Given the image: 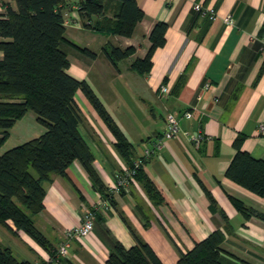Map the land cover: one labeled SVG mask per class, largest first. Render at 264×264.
Instances as JSON below:
<instances>
[{
	"label": "crops",
	"instance_id": "1",
	"mask_svg": "<svg viewBox=\"0 0 264 264\" xmlns=\"http://www.w3.org/2000/svg\"><path fill=\"white\" fill-rule=\"evenodd\" d=\"M68 2L66 36L73 42L64 47L70 58L68 70L92 86L134 144L136 156L154 147L143 167L163 200L151 197L137 177L115 190L127 160L118 151L111 128L78 89L79 127L94 151L93 165L107 195L75 159L66 173H54L45 182L44 208L34 215L51 248L23 229L14 232L12 219L7 224L0 221V242L32 263L106 264L116 241L130 247L137 243V234L164 264H175L197 239L221 229L225 234L222 264H264V219L246 216L229 196L264 212V195L225 174L239 132L246 134L242 148L264 159V131L259 128L264 123V0H138L145 16L131 36L86 26L77 0ZM197 2L216 9L217 16L198 14ZM7 4L16 8L15 0H0V12ZM227 14L233 23L225 20ZM159 20L169 23L166 42L155 49L152 67L143 73L133 62L147 53L150 32ZM109 41L121 47L133 45L135 52L115 63L103 49ZM74 43L95 50L96 56ZM207 81L211 87L203 88ZM164 82L170 92L161 98L158 90ZM169 110L176 111L181 129L165 138ZM186 111L191 112L190 118ZM199 132L206 138L196 143L192 137ZM7 147L2 144L0 152ZM88 210L95 213L92 231L69 237L67 229L82 224ZM65 240L70 242L68 252L60 255L58 248Z\"/></svg>",
	"mask_w": 264,
	"mask_h": 264
},
{
	"label": "trees",
	"instance_id": "2",
	"mask_svg": "<svg viewBox=\"0 0 264 264\" xmlns=\"http://www.w3.org/2000/svg\"><path fill=\"white\" fill-rule=\"evenodd\" d=\"M16 8L6 5L0 12V146L10 135V129L29 110L45 125L39 135L0 152V221L12 219L16 228L23 229L47 248L51 241L38 229L34 215L44 208L45 182L54 173H66L71 162L79 159L93 184L107 195L104 183L93 165L94 151L82 133L79 122L82 110L76 91L82 89L116 136V147L135 168L134 176L144 184L151 197L163 200L155 182L141 165H134V144L103 101L85 80L72 75L70 58L64 48L70 41L66 36L65 8L68 0H15ZM85 17V25L99 31L131 36L137 23L145 16L138 0H77ZM112 10V15L107 11ZM198 14L201 11L196 9ZM94 16L98 17L94 20ZM167 21L155 22L149 38L151 44L143 57L133 62L140 72H148L157 47L166 42ZM73 43V42H72ZM75 44V43H74ZM79 49L95 57L89 47ZM103 49L117 63L135 52L133 45L121 47L111 41ZM206 135L203 134V139ZM246 134L239 132L233 141L235 154L226 169V176L264 195V159L254 157L243 149ZM246 216L255 214L264 219V212L249 207L242 199L229 195ZM137 243L126 247L116 241L106 264H164L152 246L135 234ZM225 234L213 230L194 246L183 251L175 264H222L221 243ZM57 249L54 251L56 256ZM0 264H34L19 259L13 249L0 242Z\"/></svg>",
	"mask_w": 264,
	"mask_h": 264
},
{
	"label": "built area",
	"instance_id": "3",
	"mask_svg": "<svg viewBox=\"0 0 264 264\" xmlns=\"http://www.w3.org/2000/svg\"><path fill=\"white\" fill-rule=\"evenodd\" d=\"M194 7L198 11H201L202 14L209 15L212 19H214L217 16V10L216 9L205 7L203 5V3H201V2L195 3ZM225 20L228 23H233V21H234L231 14H227L225 16ZM210 87H211V83L208 81L203 85V88H210ZM169 92H170V88H169L168 83H166V82L162 83L160 85L159 90H158L159 97L165 98V97H167ZM198 97H201V94H199ZM185 115L187 118H190L191 112L186 111ZM259 128L262 131H264V123L263 122L260 124ZM180 129H181L180 121H179V117L177 116L176 111L169 110L166 113L165 128H164V132H163L164 137L170 138V137L176 136L179 133ZM192 138L195 140L196 143H199L203 139V133H201V132L195 133V135H193ZM160 146H161V143L158 142L157 147H160ZM153 150H154V147L148 146L144 149V152L142 155L135 157L134 158L135 167L141 165V163L144 162V160L150 156V154L152 153ZM134 174H135V168L127 165L123 169V171L118 173V180H117V184L115 186V190L119 191L121 188L127 187L129 181L135 177ZM94 219H95V213L92 210H88L85 213L82 224H80L77 227L67 229L66 232H67L68 236L69 237H72V236L80 237L82 235H86V234L90 233L93 229V226H94ZM69 244H70L69 240L63 241L59 245L58 253L60 255H66L68 252ZM34 264H42V263L34 262Z\"/></svg>",
	"mask_w": 264,
	"mask_h": 264
},
{
	"label": "rangeland",
	"instance_id": "4",
	"mask_svg": "<svg viewBox=\"0 0 264 264\" xmlns=\"http://www.w3.org/2000/svg\"><path fill=\"white\" fill-rule=\"evenodd\" d=\"M65 47V45H64ZM22 119V120H21ZM19 119L13 127L10 129V135L5 142L7 148L20 144L29 138L39 135L44 130L45 125H43L37 118V114L31 109L25 116Z\"/></svg>",
	"mask_w": 264,
	"mask_h": 264
}]
</instances>
